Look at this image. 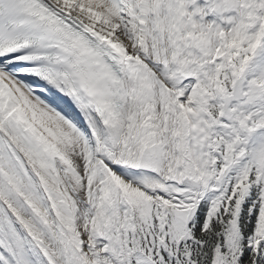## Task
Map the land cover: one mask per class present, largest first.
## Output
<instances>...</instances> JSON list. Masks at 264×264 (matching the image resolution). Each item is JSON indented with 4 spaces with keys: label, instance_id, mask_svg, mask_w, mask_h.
Listing matches in <instances>:
<instances>
[{
    "label": "snow or ice",
    "instance_id": "obj_1",
    "mask_svg": "<svg viewBox=\"0 0 264 264\" xmlns=\"http://www.w3.org/2000/svg\"><path fill=\"white\" fill-rule=\"evenodd\" d=\"M0 264H264V0H0Z\"/></svg>",
    "mask_w": 264,
    "mask_h": 264
}]
</instances>
